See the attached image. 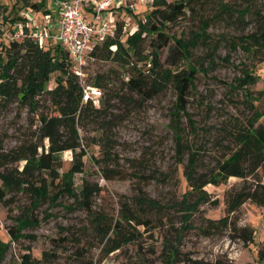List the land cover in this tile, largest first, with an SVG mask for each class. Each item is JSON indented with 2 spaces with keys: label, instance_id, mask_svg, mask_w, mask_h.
I'll use <instances>...</instances> for the list:
<instances>
[{
  "label": "rangeland",
  "instance_id": "374dc122",
  "mask_svg": "<svg viewBox=\"0 0 264 264\" xmlns=\"http://www.w3.org/2000/svg\"><path fill=\"white\" fill-rule=\"evenodd\" d=\"M39 0H0V20L3 30L2 42L8 45L15 39H23L21 34H38L48 31L49 39L44 42L46 49L55 53L56 42L53 39L56 23L60 16L58 1L48 0L45 10L35 12L29 5ZM157 0L134 2V9L120 10L116 20H125V37L123 42L142 22H146L152 6ZM173 3L176 0H167ZM203 1V0H202ZM223 1L231 9L243 7L244 0H211V4L201 7L195 16L187 15L177 24L171 25L167 34L173 39H181L186 43L193 40L201 29L202 17L212 20L208 34L215 53H211L205 44L198 43L190 49V60H183L178 67H170L166 60L169 49L162 51L161 62L165 69L173 72L188 70L196 66L197 74L189 97L188 110L198 122V126L212 132L206 138L213 141L214 136L220 137L221 128L237 117L246 122L253 116L251 106L246 101V91L253 93L254 105L264 110V100L257 98L264 92V64L260 63L261 53L254 65L250 63L247 53L241 47H233L234 39L252 34L256 31L253 19L246 17L243 24L236 19L229 21L227 16H216L215 6ZM264 11V0L260 3ZM5 18V20H4ZM15 23H11L12 21ZM52 36V37H51ZM152 36L147 40L146 48ZM174 44V40L171 41ZM2 48H0V51ZM4 50V47H3ZM250 71L258 76V81L252 86L238 87L244 72ZM90 83L98 76H104L109 91L103 90L106 98V109L113 120L114 134L118 145L115 152L120 158L145 157L152 167H157L168 175L166 183L144 184L140 180L115 179L107 181L99 171L96 160L101 159V149L90 145L84 158V173L75 177V188L79 192L85 180L97 183L103 191L93 200V211L109 216V219L121 218V209L125 202L132 203L140 189L150 198L165 206L164 215L149 212L152 220L150 227H141L142 237L134 243L103 257V245L93 232L92 217L82 205L68 196H62L40 202L32 206L31 199L24 193H9V204L0 202V242L8 244L7 252L0 259V264H25L24 256H31L32 264H258L257 251L264 245V206L258 207L251 202L245 203L240 211L232 216L235 225L228 228L211 229L210 221L226 217V193L233 189L239 190L243 180L231 178L219 187L209 185L205 188L209 194L207 201L192 204L184 203L183 196L190 188L174 161L175 141L171 128L170 111L176 100L172 87L167 88L151 100H144L135 92L129 90L124 82L127 77L124 70L112 61H96L87 68ZM58 73L53 74L49 88L56 86ZM112 90V95L107 92ZM114 93V94H113ZM102 97V96H101ZM97 101V99H96ZM100 106L101 103L96 102ZM103 105V102H102ZM34 115L28 109L14 105L0 115V134L6 135L8 149L31 138L30 123ZM182 127L184 136L190 137L191 131L184 119ZM93 127L82 136H98ZM185 136V138H186ZM211 151L205 159L206 166L213 167L214 159L219 157L212 143L208 145ZM62 161V171H68L73 163V153L68 151L57 156ZM24 164V163H23ZM124 169L129 170L124 164ZM264 181V179H263ZM2 183L0 181V187ZM185 206V207H184ZM34 207V208H33ZM29 219L30 224L22 231L28 238L13 241L9 228L18 226L20 220ZM245 236H251L248 240ZM174 257V258H173Z\"/></svg>",
  "mask_w": 264,
  "mask_h": 264
},
{
  "label": "trees",
  "instance_id": "16d2710c",
  "mask_svg": "<svg viewBox=\"0 0 264 264\" xmlns=\"http://www.w3.org/2000/svg\"><path fill=\"white\" fill-rule=\"evenodd\" d=\"M47 2L48 0H39L29 5V8L38 13L47 12L48 15L50 12L44 9ZM261 2L262 0H244L245 5L240 9H231L223 1L215 6L217 17L227 16L231 21L237 15L236 20L243 24L250 23L245 21L246 17L253 19L256 31L239 36L232 43L233 47L239 46L246 51L253 65L259 53V64H264V11ZM209 4L211 0H176L173 3L157 0L146 22L140 23L125 42L126 21H116V36L97 46L91 53V58L94 62L112 61L120 66L127 77V82H124L126 87L144 100L153 99L169 87L174 90L176 100L170 111L175 141L174 161L179 169L182 168V174L190 188L183 196L188 207L207 201L209 194L205 188L209 185L219 187L231 178L243 180L241 189H233L225 195L226 217L210 221L212 225L209 228L218 229L235 225L232 216L245 203L264 206V110L261 111L259 105L252 103L253 93L246 88V101L251 106L253 116L246 122L237 117L231 118L219 130L222 133L219 138L214 136L213 141L210 138L208 140L206 136L211 134L212 128L207 131L199 127L188 110L190 93L198 72L196 66L173 72L165 69L162 64L161 55L166 48L169 49L166 63L170 67H178L183 60L189 61L190 49L198 43L203 42L211 53H215L217 47L212 46L207 32L212 24L210 18L202 17L201 29L190 43L173 39L167 34L171 25L177 24L187 15H197L201 7L207 8ZM11 23L14 24L15 21ZM1 25L0 20V115L8 112L14 105L28 109L34 115L30 125L35 129L31 138L10 149L6 147L7 136L0 134V202L9 204V193L28 195L35 207L51 198L57 200L62 196L70 197L92 217V230L103 245L102 259L138 241L142 237L140 228L150 227L152 224V220L147 218L148 213L164 215L165 206L140 189L131 204H123L120 219L115 221L105 214L95 213L93 200L101 194L103 188L87 180L83 182L79 192L75 188L76 175L84 173L87 149L90 145L100 147L103 157L96 160V163L107 181L132 177L144 184L152 181L166 183L168 175L157 167H152L145 157L123 160L115 152L118 142L114 134V122L105 108L107 100L104 99L103 90L109 89L104 76H98L91 84L87 72L84 85L72 72L69 54L58 43L54 53L52 49L48 50L40 45L28 33L25 38L15 39L4 46ZM153 35L156 37L151 39L149 51L146 43ZM172 40L174 44H171ZM55 73L59 74L55 80L56 86L49 88ZM257 81L258 76L246 71L239 80L238 87H250ZM85 86L102 91L99 107L92 101H84ZM111 91L107 93L112 95ZM260 96L257 102L264 100V92ZM184 119L191 131L190 137L185 135L186 138L182 127ZM91 127L98 136H82L81 133L89 132ZM211 143L221 153L214 159L213 167L206 166L205 163L208 151L212 149L208 148ZM68 151L73 153V163L64 172L62 161L56 156ZM123 161L131 172L124 169ZM20 221L18 226L9 228L13 241L28 238L22 231L30 224V220ZM245 238L253 240L251 236ZM7 249L8 244L0 242V259ZM257 259L258 264H264V245L258 248ZM23 261L25 264H32L29 255L24 256Z\"/></svg>",
  "mask_w": 264,
  "mask_h": 264
},
{
  "label": "built area",
  "instance_id": "2783aa9c",
  "mask_svg": "<svg viewBox=\"0 0 264 264\" xmlns=\"http://www.w3.org/2000/svg\"><path fill=\"white\" fill-rule=\"evenodd\" d=\"M136 1L138 0H59L57 2L60 16L53 39L69 54L73 65L72 72L84 85L87 68L94 62L91 53L97 46L116 36V14L120 10L133 8ZM47 29L48 31H44L46 33L39 31L38 34H32V38L42 46L50 37L48 32L52 29V25L49 24ZM21 35L22 38L26 37L24 34ZM101 96V90L85 86V102L92 101L97 105L96 102L100 103Z\"/></svg>",
  "mask_w": 264,
  "mask_h": 264
}]
</instances>
